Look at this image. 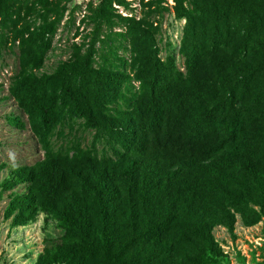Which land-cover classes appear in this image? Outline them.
Returning <instances> with one entry per match:
<instances>
[{"label": "trees", "instance_id": "trees-1", "mask_svg": "<svg viewBox=\"0 0 264 264\" xmlns=\"http://www.w3.org/2000/svg\"><path fill=\"white\" fill-rule=\"evenodd\" d=\"M36 1L42 23L25 38L16 28L21 5L0 0V46L9 14L20 44L9 90L39 121L44 147L41 159L3 179L2 189L27 183L7 210L18 223L41 211L63 229L34 264H219L213 227L233 234L237 215L245 225L264 216V0H174L186 19L185 72L159 57L145 21L129 18V71L94 67L92 41L40 75L39 41L59 5ZM115 1L124 3L100 0L99 21ZM66 114L111 154L79 142L54 150L48 136Z\"/></svg>", "mask_w": 264, "mask_h": 264}, {"label": "rangeland", "instance_id": "rangeland-1", "mask_svg": "<svg viewBox=\"0 0 264 264\" xmlns=\"http://www.w3.org/2000/svg\"><path fill=\"white\" fill-rule=\"evenodd\" d=\"M54 1L58 2L59 11L47 15L48 21H54V28L43 30L39 42L45 52L42 66L35 70L37 74L52 72L58 63L71 58L76 47L83 53L92 41L94 67L106 64L129 71L132 54L129 18L145 21L143 24L153 31L159 57L162 60L171 57L177 69L186 71L180 52L186 19L176 15L174 0L115 1L102 22L98 19L100 0ZM16 3L21 5L23 17L16 28H21L27 38L41 25L38 13H43V9L36 0H16ZM31 3L34 8L27 10ZM184 4L189 6L187 2ZM9 15L5 29L7 42L0 46V264H34L46 241L62 235L63 229L41 211L34 218L18 223L7 210L12 192H25L27 183L17 182L2 189L3 179L15 167L31 165L44 156L39 121L32 120L18 106L9 90L20 69L19 40H11L15 15ZM131 85L130 90L135 91L138 82L133 80ZM12 116L20 119L19 125L10 122ZM48 139L54 150L79 142L82 147L94 146L99 155L111 154L105 141L94 137V129L85 127L82 119L67 114ZM212 235L222 252L219 264H264V216L255 224L245 225L237 215L233 234L224 225H216Z\"/></svg>", "mask_w": 264, "mask_h": 264}]
</instances>
